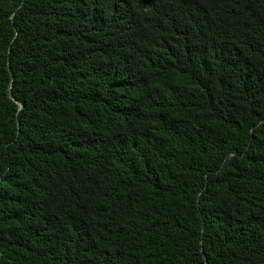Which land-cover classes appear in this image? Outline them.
Here are the masks:
<instances>
[{
    "label": "trees",
    "instance_id": "trees-1",
    "mask_svg": "<svg viewBox=\"0 0 264 264\" xmlns=\"http://www.w3.org/2000/svg\"><path fill=\"white\" fill-rule=\"evenodd\" d=\"M0 264H264V0H0Z\"/></svg>",
    "mask_w": 264,
    "mask_h": 264
},
{
    "label": "water",
    "instance_id": "water-1",
    "mask_svg": "<svg viewBox=\"0 0 264 264\" xmlns=\"http://www.w3.org/2000/svg\"><path fill=\"white\" fill-rule=\"evenodd\" d=\"M10 87H11V85H10ZM19 106H20V107H22V106H23V104L19 102Z\"/></svg>",
    "mask_w": 264,
    "mask_h": 264
}]
</instances>
